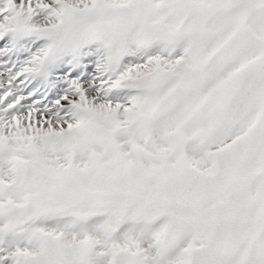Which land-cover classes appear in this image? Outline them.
Masks as SVG:
<instances>
[{"label":"snow or ice","instance_id":"1","mask_svg":"<svg viewBox=\"0 0 264 264\" xmlns=\"http://www.w3.org/2000/svg\"><path fill=\"white\" fill-rule=\"evenodd\" d=\"M0 264H264V0H0Z\"/></svg>","mask_w":264,"mask_h":264}]
</instances>
